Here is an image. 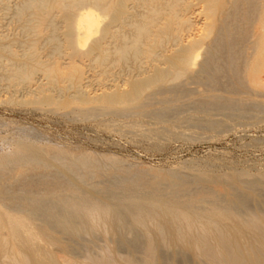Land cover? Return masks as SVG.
I'll list each match as a JSON object with an SVG mask.
<instances>
[{
	"label": "bare ground",
	"instance_id": "obj_1",
	"mask_svg": "<svg viewBox=\"0 0 264 264\" xmlns=\"http://www.w3.org/2000/svg\"><path fill=\"white\" fill-rule=\"evenodd\" d=\"M85 61L123 83L90 91ZM12 88L110 132L151 116L160 125L140 135L169 143L251 125L264 119V0H0ZM20 125L0 119V264H264V166L143 167Z\"/></svg>",
	"mask_w": 264,
	"mask_h": 264
},
{
	"label": "rangeland",
	"instance_id": "obj_2",
	"mask_svg": "<svg viewBox=\"0 0 264 264\" xmlns=\"http://www.w3.org/2000/svg\"><path fill=\"white\" fill-rule=\"evenodd\" d=\"M87 62L88 61H85L83 63L86 64ZM83 65L82 67L84 68V71H86L85 76L87 77L85 81L90 85L87 89L90 91L94 92L95 89H102L103 86L106 87L111 82V84H114L118 80L119 81L116 83H123V78L116 79L117 76H113L114 78H112V76L106 77L104 75H101L100 77V74L98 73L99 68H92L94 69L92 70L90 65H88L90 66V69L87 65V67ZM65 70L66 71H62L63 74L60 75V79L64 82H61L58 87H63L68 83V79L66 78L68 69ZM93 71L95 72L93 73ZM97 75L99 77H97ZM112 79L116 81H113ZM18 88L22 89L21 87ZM0 90V119L2 117L4 120H6L9 127L14 126L15 128L20 124H23L22 126L27 125V127L36 128L38 130L40 129V132H45V134H48L52 140L74 146L88 147L94 151L97 150V152L99 151L102 153H110L112 151L111 153H114L127 161H134V163L137 162L143 167L153 166L162 169L173 168L178 170L181 169V171L184 173H191L192 171H189V168L186 170V167H194V165H198L199 162V164L203 163L201 161H211L212 159L213 160L210 163H213V161L217 162L218 164L216 163V166L219 169L224 167L225 164L229 163L239 168L251 170H255V168H261L264 166V119H259L257 121L251 119L248 120L251 125L247 124L248 126H246V124L243 125L239 123V125H233V127L231 126V130H227L229 129L228 127L226 128L227 131L224 130L223 133L221 131V133H215V135L214 132L212 134L209 133V131L206 132L202 129L204 132H206L204 133L201 129L194 128L196 132H200L202 134H198V136L200 135L199 138L196 136L197 140L191 139V141L189 140L190 138L187 140L174 138L172 139L171 143H169L170 140L167 142L163 140V138L155 140V138L153 139L151 136V138L147 137V139L146 137L140 135L138 130H145L146 132L150 133V128L158 127L160 125V123H157L156 119L151 116L141 117L138 121V126L136 127L137 130L134 129L130 131L125 129V131L123 130V135V131L119 132V130L117 133L116 130L111 129L113 131L110 132V129L108 130L104 127H101L103 129L101 130L100 126H98L97 123H94L93 119L92 121L86 120L85 122L84 120L73 121L66 116H61V114L47 112L45 110L47 106H42L36 103H28L26 105L25 103H19L17 98H22L21 100H23V96L20 94L22 93L20 92L22 90L19 91L17 89V92H15L13 88ZM13 95L14 97H12ZM16 96V100L18 102L14 100ZM10 99L13 100L11 101ZM67 108H69V106L65 109ZM127 120H129V118H127L126 121ZM251 121L252 123L253 121L254 123H257L252 124ZM95 122H97V120ZM124 123L125 118H121L119 120V124ZM180 128L177 127L176 129L180 130ZM194 129L190 128L189 130L193 131ZM132 131H135L136 133ZM207 133L212 134V138L208 137L209 134ZM140 136L143 139H141ZM131 139H133V141ZM219 164L220 166H218Z\"/></svg>",
	"mask_w": 264,
	"mask_h": 264
}]
</instances>
